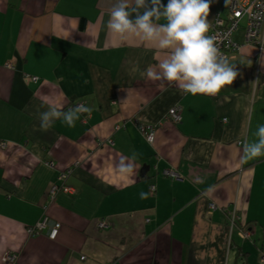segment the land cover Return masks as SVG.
Returning <instances> with one entry per match:
<instances>
[{
  "label": "crops",
  "instance_id": "crops-1",
  "mask_svg": "<svg viewBox=\"0 0 264 264\" xmlns=\"http://www.w3.org/2000/svg\"><path fill=\"white\" fill-rule=\"evenodd\" d=\"M114 3L0 0V264L8 253L18 264H264V156L240 159L264 124V50L238 31L232 85L185 94L142 75L163 50L108 32ZM227 10L211 0L210 24ZM80 103L92 111L75 126L40 129L41 112ZM150 124L154 144L139 128ZM133 153L130 182L114 166ZM71 167L76 194L51 200ZM45 216L61 224L54 240L50 227L28 233Z\"/></svg>",
  "mask_w": 264,
  "mask_h": 264
},
{
  "label": "clouds",
  "instance_id": "clouds-1",
  "mask_svg": "<svg viewBox=\"0 0 264 264\" xmlns=\"http://www.w3.org/2000/svg\"><path fill=\"white\" fill-rule=\"evenodd\" d=\"M210 7L211 0H167L166 5L162 0H115L108 11L106 27L112 35L137 37L163 50V58L142 74L147 79L174 84L193 96H215L232 85L238 73L209 35ZM91 111L83 103L67 110L49 107L39 114L40 129L46 131L56 120L73 127L81 115ZM254 136L255 140L244 143L241 161L264 156V124L257 125ZM136 158L135 153L131 157L121 156L114 166L115 172L135 182ZM197 180L203 182L202 177ZM213 191L214 186H210L205 194ZM150 195L151 190L141 192L140 198L147 199Z\"/></svg>",
  "mask_w": 264,
  "mask_h": 264
},
{
  "label": "built area",
  "instance_id": "built-area-1",
  "mask_svg": "<svg viewBox=\"0 0 264 264\" xmlns=\"http://www.w3.org/2000/svg\"><path fill=\"white\" fill-rule=\"evenodd\" d=\"M245 24V25H243ZM264 28V0H230L228 10L225 16L218 15L209 30V35L215 40L221 55L228 60L233 59L236 53L241 50L244 44L235 40L236 33L240 30L244 31L245 44L257 45L260 51L264 50L262 41V30ZM7 68L15 69L14 65L9 63ZM168 117L174 123L182 121L181 109L173 107ZM167 117V118H168ZM226 121V120H225ZM160 125V124H159ZM140 131L143 133L148 143L154 144L158 125H141ZM74 173V168H68L60 172L50 191V199L54 200L60 193L74 196L76 191L67 184V181ZM170 175L171 173H166ZM179 178L178 174L171 175ZM155 190V186L152 187ZM107 223L103 220L100 227H106ZM50 227L49 237L54 240L59 234L61 224L53 222L48 216H45L36 226L28 228V233L32 236L42 234ZM19 257L16 253H8L4 258V264H18ZM85 259V258H83Z\"/></svg>",
  "mask_w": 264,
  "mask_h": 264
},
{
  "label": "rangeland",
  "instance_id": "rangeland-1",
  "mask_svg": "<svg viewBox=\"0 0 264 264\" xmlns=\"http://www.w3.org/2000/svg\"><path fill=\"white\" fill-rule=\"evenodd\" d=\"M262 222H264V221H262ZM245 237H247L248 238V236H245ZM253 240H256V239H252V241ZM259 240H261V243L259 244L261 247H263V250H264V235L262 236V237H260L259 238ZM261 247H259V248H261ZM249 253V251H244L242 254H243V256H246L247 254L246 253ZM246 254V255H245ZM250 264H255V261H252Z\"/></svg>",
  "mask_w": 264,
  "mask_h": 264
},
{
  "label": "trees",
  "instance_id": "trees-1",
  "mask_svg": "<svg viewBox=\"0 0 264 264\" xmlns=\"http://www.w3.org/2000/svg\"><path fill=\"white\" fill-rule=\"evenodd\" d=\"M225 16V15H224ZM47 163H49V162H47Z\"/></svg>",
  "mask_w": 264,
  "mask_h": 264
}]
</instances>
